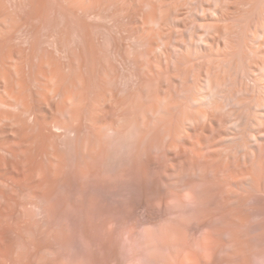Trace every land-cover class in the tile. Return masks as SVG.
Instances as JSON below:
<instances>
[{
	"label": "rangeland",
	"instance_id": "1",
	"mask_svg": "<svg viewBox=\"0 0 264 264\" xmlns=\"http://www.w3.org/2000/svg\"><path fill=\"white\" fill-rule=\"evenodd\" d=\"M1 1L15 24H25L5 32L0 55L26 54L30 110L4 108L24 118L25 131L0 124V264H264V142L245 158L224 113L205 110L203 118L197 110L208 108L193 91H206L202 79L224 64L229 42H216L217 29L207 34L201 23L209 16L219 27L239 26L234 47L246 50L264 0H226L224 19L213 0L192 16L181 0L186 14L171 17L162 33L143 32L132 7L111 2L82 12L62 0ZM249 11L252 23L243 19ZM41 70L60 75L50 84L66 93L77 82V98L45 91V80L33 79ZM62 106L76 110L70 116Z\"/></svg>",
	"mask_w": 264,
	"mask_h": 264
},
{
	"label": "bare ground",
	"instance_id": "2",
	"mask_svg": "<svg viewBox=\"0 0 264 264\" xmlns=\"http://www.w3.org/2000/svg\"><path fill=\"white\" fill-rule=\"evenodd\" d=\"M1 1V0H0ZM35 1V0H34ZM33 1V2H34ZM40 1V0H39ZM44 1V0H43ZM47 1V0H46ZM52 1V0H51ZM56 1V0H55ZM69 1V2H68ZM203 0H186L184 3H182V4H184V5H182L180 2H181V0H62V2H68V5L69 4H71L73 7H75V9L76 10H78V11H82V12H84V11H89V10H92V9H98V8H101V7H104V6H106V5H108L110 2L111 3H115V4H120V5H122L123 7H124V11H125V7H132L131 8V12L133 13L132 15H133V17H134V15H135V18H138V17H136V16H139V17H141L140 19H143V28H142V30H143V32H144V30H146V31H150L151 30V32L153 31V33L155 32V31H161V33H162V31L164 32V28H165V26L167 25V22H168V20L169 19H171V17H176V16H184L185 14H186V9H188V11L189 12H191V16H192V14L193 13H196L197 14V12H199V11H202V10H204L203 12H205V10H206V8L203 6V2H202ZM226 0H213V6L211 5V7H215V12L217 13V15H219V16H221L220 18H227L228 16H227V14L224 12V10L226 11V9H222V7L223 6H221L224 2H225ZM2 2V1H1ZM1 2H0V43H2L1 41H3L1 38H4V34H6L5 32H7L10 28H11V30L12 31H15L16 30V28H14V26L16 27V26H20L21 28H22V26H25V24L24 25H19L18 23H16L15 24V22H16V18L15 19H13V16L11 15V14H7L6 12H5V10H3L2 8H3V6H1ZM61 2V3H62ZM211 2H212V0H211ZM240 2H242V1H240ZM246 2H247V0H246ZM254 2H256V1H254ZM258 2V1H257ZM5 3H6V1H5ZM5 3H4V5H5ZM39 3V2H38ZM37 3V4H38ZM55 3V2H54ZM59 3V2H58ZM107 3V4H106ZM110 3V4H111ZM226 3V2H225ZM30 4V3H29ZM46 4H47V2H46ZM106 4V5H105ZM244 4H247V3H245L244 2ZM255 4V3H254ZM253 4V5H254ZM62 6H63V4H61ZM111 6V5H110ZM186 7V9H184V10H182V8L181 7ZM226 6V5H225ZM224 6V7H225ZM257 7L259 6V5H256ZM255 6V7H256ZM9 7V6H8ZM45 7V6H44ZM47 7V6H46ZM45 7V8H46ZM55 7V6H54ZM106 7H108V6H106ZM128 7V8H129ZM134 7V8H133ZM5 8V7H4ZM30 8V7H29ZM44 8V9H45ZM127 8V9H128ZM208 8V7H207ZM253 8V7H252ZM69 9V8H68ZM67 8L65 9V10H68ZM133 9V10H132ZM202 9V10H201ZM214 9V8H213ZM254 9V8H253ZM251 10V11H255V10ZM257 9V8H256ZM8 10H11V9H7V11ZM16 10V9H15ZM47 10V9H46ZM64 10V9H63ZM101 10V9H100ZM129 10V9H128ZM207 10H209V9H207ZM258 10H259V8H258ZM12 11H14V9L12 10ZM69 11V10H68ZM123 11V12H124ZM127 12V10H126V12L125 13H130L131 14V12ZM245 11V10H244ZM10 12V11H9ZM42 12V11H41ZM44 12V11H43ZM67 12V11H66ZM77 12V11H76ZM227 12V11H226ZM12 13V12H11ZM15 13H17L16 11H15ZM30 13H31V11H30ZM36 13V12H35ZM86 13V12H85ZM256 13V12H255ZM41 14V13H40ZM65 14V13H64ZM119 14V13H118ZM129 14V15H130ZM189 14V13H188ZM205 14V13H204ZM211 14V13H210ZM243 14V12L242 13H240V15H242ZM254 14V13H253ZM35 15V14H34ZM39 15V14H38ZM120 15V14H119ZM127 15V14H126ZM198 15V14H197ZM258 15H260L259 13L257 14V16ZM30 16V15H29ZM36 16V15H35ZM194 16V15H193ZM203 16V15H202ZM20 17V16H19ZM31 17V16H30ZM39 17V16H38ZM129 17V16H128ZM132 17V18H133ZM209 17V16H208ZM207 17V19H206V17H205V21H203V23H201V25H202V27H204L203 29H205L206 31H205V33L207 32V34L209 33V31H211V30H213V29H217V31H218V34H219V36H218V38H216V42H220L223 38H225V39H228V43L226 44V47L228 48V50H227V48H226V55H225V51H224V54H223V56H225V58H221V59H223V61H224V64L222 65V66H218V68L219 69H221V68H223V69H221V72L219 73V71L217 72V70H219V69H217L216 68V70H215V72H214V74H212L211 72H209V70H207V76H206V78H204V79H202V80H205V82H203V83H205V87L204 88H206V91L203 93V92H200L202 89H204V88H202V89H200V91H198L197 90V92H200L199 94H196V90L195 89H193V91H195V93H194V96L195 95H199L198 97L201 99V103H203V108H205V107H207L208 109H204V111H202L201 109V111L200 110H197V108H196V110L197 111H199L198 113L200 114V113H202V114H200V115H203V118H205V117H207V114H208V117H210L209 116V111H212V117H214L215 115H214V113H224V115L226 116V118H227V120L231 123V126H233L234 128H235V130H236V132H238V135H237V138H236V141L235 142H237L238 144V148L240 149V150H242L243 152H245L244 153V157L245 158H248L249 157V155L250 154H252V153H254V150H255V148H260V147H262V144H263V142H264V61H261V60H264V58L263 59H260V57H262V56H264V18H263V23H261V25H260V27L259 28H257L256 29V32L254 33L253 32V34H254V37H253V39L251 40V41H253L254 42V44L252 43V45L249 43H247L248 45H247V49L246 50H244V49H242V51L240 50V51H237L236 49H235V47H234V43H233V41L237 38V36H239V30H240V32H241V29H239V30H237L236 28L237 27H239V26H235V27H232V26H223V27H219V25H216L217 24V20L215 21L213 18H208ZM212 17V16H211ZM239 17V16H238ZM241 17H243V16H241ZM260 17V16H259ZM21 18V17H20ZM29 18V17H28ZM27 18V19H28ZM32 18V17H31ZM30 18V19H31ZM35 18V17H34ZM42 18V17H41ZM43 18H44V15H43ZM236 18V17H235ZM253 15H252V13L249 11V12H247L246 13V16L243 18V19H246L249 23H252V21H253ZM26 19V20H27ZM35 19H37V18H35ZM174 19V18H173ZM180 19H181V17H180ZM219 19V18H218ZM238 19H240V18H238ZM255 19V18H254ZM139 20V19H138ZM176 20H177V17H176ZM175 20V21H176ZM234 20V19H233ZM233 20H231V21H233ZM259 20V19H258ZM258 20H256V21H258ZM13 21H15V22H13ZM171 21V20H170ZM238 21V20H237ZM240 21H241V19H240ZM247 21H246V23H247ZM255 21V22H256ZM174 22V21H173ZM215 22H216V24H215ZM222 21H220V24H222L221 23ZM242 22H243V20H242ZM19 23H21V22H19ZM185 23V22H184ZM188 23V22H187ZM240 23V22H239ZM246 23H245V28H246ZM15 24V25H14ZM171 24H172V22H171ZM244 24V23H243ZM257 24H259L258 22H257ZM141 25V26H142ZM175 25V24H174ZM190 25V24H189ZM200 25V26H201ZM9 26V27H8ZM173 26V25H172ZM194 26V25H193ZM192 26V27H193ZM217 26V27H216ZM256 26V25H255ZM14 28V30H13V28ZM19 27V30L21 29ZM132 27V26H131ZM136 27V26H135ZM138 27V26H137ZM183 27L188 31L189 30V28L191 27H189L188 26V24L187 25H183ZM141 28V27H140ZM139 28V29H140ZM17 29H18V27H17ZM134 29V28H133ZM136 29V28H135ZM184 29V30H185ZM10 30V31H11ZM18 30V31H19ZM25 30V29H24ZM17 31V30H16ZM17 31V32H18ZM148 31V32H149ZM167 32V31H166ZM244 31H242V33H243ZM9 33V32H8ZM16 33V32H15ZM14 32H13V34H15ZM23 33V32H22ZM140 33V32H139ZM152 33V34H153ZM160 33V34H161ZM171 33V32H170ZM191 33V32H190ZM196 33V32H195ZM242 33H240V34H242ZM12 34V35H13ZM168 34V33H167ZM172 34V33H171ZM207 34H205V35H207ZM253 34H252V36H253ZM4 35V36H3ZM164 35H166V34H163V35H161V36H164ZM173 35V34H172ZM171 35V36H172ZM189 35H191V34H189ZM193 35V34H192ZM216 35V34H215ZM3 36V37H2ZM197 36V35H196ZM204 36V35H203ZM210 36H212V35H209V39H210ZM241 36V35H240ZM243 36V35H242ZM14 37V36H13ZM166 37V36H165ZM174 37V36H173ZM172 37V38H173ZM9 38H11V37H9ZM162 38H164V37H160V40L162 39ZM171 38V37H170ZM201 38H203V37H201ZM208 38V37H207ZM239 38V37H238ZM247 38H250V37H247ZM5 39H7V38H5ZM193 39H194V37H193ZM198 39H200V38H198ZM208 39V40H209ZM240 39V38H239ZM13 40V39H12ZM159 40V39H158ZM166 40V39H165ZM171 40V39H170ZM204 40H206L205 39V37H204ZM211 40V39H210ZM209 40V41H210ZM212 40H213V38H212ZM211 40V41H212ZM248 40V39H247ZM11 41V40H10ZM163 41V40H162ZM161 41V42H162ZM172 41V40H171ZM180 41H183V39L181 38V40H179V42ZM195 41V40H194ZM207 41V40H206ZM223 41V40H222ZM225 41V40H224ZM13 42V41H12ZM145 42V41H144ZM178 42V41H177ZM214 41H212V42H208V43H213ZM147 43V42H146ZM163 43V42H162ZM181 43V42H180ZM197 43V42H196ZM202 43V42H201ZM206 43V42H205ZM215 43V42H214ZM222 43V42H221ZM150 44V43H149ZM158 44V43H157ZM156 44V45H157ZM165 44V43H164ZM183 44V43H182ZM181 44V45H182ZM191 45H192V43H190ZM189 44V45H190ZM224 44V43H223ZM243 44H246V42L244 43L243 42ZM257 45V47H256V45ZM12 45V44H11ZM160 46H161V44H159ZM158 45V46H159ZM171 45H172V42H171ZM178 45V44H177ZM205 45V44H204ZM206 45H208V44H206ZM218 45V44H217ZM221 45V44H220ZM7 46V45H6ZM152 46V45H151ZM157 46V47H158ZM164 46V45H163ZM162 46V47H163ZM179 46H180V44H179ZM178 46V47H179ZM192 46H194V45H192ZM224 46H225V44H224ZM223 46V47H224ZM245 46V45H244ZM243 46V47H244ZM10 47V46H9ZM8 47V49H10ZM162 47H160V48H162ZM182 47V46H181ZM181 47H179L180 49H182ZM207 47V46H206ZM206 47H205V49H206ZM246 47V46H245ZM244 47V48H245ZM3 48V47H2ZM171 48V47H170ZM186 48V47H185ZM209 48V47H208ZM256 48V49H255ZM167 50L166 52H169L168 51V48L167 47H165L164 48V50ZM178 49V48H177ZM192 49V48H191ZM194 49V48H193ZM204 49V48H203ZM202 49V50H203ZM4 50H5V45H4ZM80 50V49H79ZM151 50V49H150ZM158 50V49H157ZM207 50V49H206ZM225 50V49H224ZM7 51V50H6ZM19 51V50H18ZM82 51H83V49H82ZM175 51V50H174ZM183 51V50H182ZM188 51V50H187ZM198 51V50H197ZM221 51H223V50H221ZM243 51H245V53L243 52ZM20 52V51H19ZM19 52H9L8 54H4V55H0V62L1 63H3V64H5L6 66L8 65L9 67H8V70L7 71H5V70H2L1 68H0V108H3V111H1L0 112V124L1 123H3V122H7V124L9 125V123H8V121L9 122H11L12 124H14V123H16V125H14V127L15 126H17V128L18 129H23L24 128V122H23V124H22V121H20L21 119H24L23 117L21 118L20 116L22 115L21 113L22 112H27V111H29L30 110V106H29V101L27 100V98L29 97L28 96V94H27V96H25L26 94V89H27V80H26V78H25V75L27 76V65L29 64V61H28V58L25 56V55H21ZM177 52V51H176ZM178 52H179V50H178ZM247 52V53H246ZM1 53V52H0ZM34 53V52H33ZM32 53V54H33ZM147 53V52H146ZM154 53V52H153ZM180 53V52H179ZM187 53V52H186ZM189 53V52H188ZM194 53V52H193ZM30 54V53H29ZM148 54V53H147ZM157 54V53H156ZM160 54V53H159ZM158 54V55H159ZM174 54V53H173ZM178 54V53H177ZM43 55V54H42ZM165 56H166V54H164ZM170 55V54H169ZM180 55V54H179ZM182 55H186V54H182ZM196 55V54H195ZM214 55V54H213ZM221 55V54H220ZM32 56V55H31ZM67 56V55H66ZM77 56V55H76ZM145 56V55H144ZM153 56V55H152ZM181 56V55H180ZM187 56V55H186ZM185 56V57H186ZM199 56V55H198ZM202 56H203V54H202ZM223 56H221V57H223ZM249 56H251V57H253V59L255 58V60L256 59H258L257 61L258 62H256L257 63V65L256 64H252L253 65V67L254 66H256L255 68H253L252 66H251V64H248L247 63V57H249ZM82 57V56H81ZM155 57V56H154ZM197 57V56H196ZM207 57V56H206ZM217 57V56H216ZM215 56H214V58H216ZM75 58V57H74ZM150 58V57H149ZM152 58V57H151ZM156 58V57H155ZM165 58V57H164ZM176 58H178L177 56H176ZM179 58H181V57H179ZM213 58V57H212ZM219 58H220V56H219ZM250 58V57H249ZM43 59V58H42ZM41 59V60H42ZM50 60H51V57L49 58ZM184 59H186V58H184ZM220 59V60H221ZM34 60V59H33ZM38 60V59H37ZM45 61H47L46 59H44ZM49 60V61H50ZM76 60V59H75ZM74 60V61H75ZM150 60V59H149ZM148 60V61H149ZM159 60H161V59H159ZM170 60V59H169ZM171 60H173V59H171ZM217 60H219V59H217ZM45 61H41V64L40 65H42L43 64V66H44V63H45ZM53 61V60H52ZM213 61V60H212ZM215 61V60H214ZM213 61V62H214ZM222 61V60H221ZM43 62V63H42ZM175 62V61H174ZM46 63H48V62H46ZM45 63V64H46ZM50 63H52V62H50ZM57 63V62H56ZM73 63V62H72ZM172 63V62H171ZM170 63V64H171ZM183 63V62H182ZM210 63V62H209ZM215 63V62H214ZM219 63V61L217 62V64ZM221 63V62H220ZM223 63V62H222ZM221 63V64H222ZM31 64H33V63H31ZM175 64H176V62H175ZM208 64V63H207ZM211 64V63H210ZM213 64V63H212ZM52 65H53V63H52ZM55 65H57V64H55ZM209 65V64H208ZM214 65V64H213ZM3 66V65H2ZM29 66V65H28ZM38 66V65H37ZM49 66H51V65H49ZM206 66V65H205ZM215 66V65H214ZM208 67V66H207ZM212 67V66H211ZM216 67V66H215ZM12 68H14L13 70H11ZM30 68H32V67H30ZM209 69H210V66L208 67ZM228 68H230V69H233L232 70V72L233 71H235L236 73H237V77H238V79L236 78V76L234 77L232 74H230V73H228L230 70H227ZM39 69V68H38ZM40 69H42V68H40ZM205 69V68H204ZM214 69V68H213ZM66 70V69H65ZM212 70V69H211ZM210 70V71H211ZM36 71H37V69H36ZM62 71V70H61ZM60 71V72H61ZM213 71V70H212ZM30 72V71H29ZM35 72V71H34ZM53 71H51V73H49V72H45L44 70H41L40 72H38L37 74H36V76L35 77H33V79H35V81L34 82H37V83H41V81H43V80H45L44 81V84H45V87H43V88H45L44 90L45 91H48V92H55L57 95L60 93H62V91H64L63 93L65 94L66 92H65V90L64 89H66V88H64V89H62L61 90V88H58V87H55V86H53V85H51L50 84V82L51 81H53L54 79L56 80V78H59V77H61L60 75H59V77H57L56 75H55V73L53 72ZM206 72V71H205ZM217 72V73H216ZM27 73V74H26ZM82 73V72H81ZM219 73V74H218ZM60 74H62V72L60 73ZM65 74V73H64ZM217 74V75H216ZM31 75H35V74H32V72H31ZM63 75V74H62ZM75 75V74H74ZM82 75H83V73H82ZM242 77V79H243V82H241L242 80L239 78V77ZM30 77V76H29ZM40 77H42L43 78V80H41L40 79ZM65 77V76H64ZM82 77V76H81ZM204 77V76H203ZM234 77V78H233ZM31 78V77H30ZM62 78H63V76H62ZM28 79V78H27ZM32 78L31 79H29V80H33ZM80 79V78H79ZM84 79V78H83ZM239 79H240V81H239ZM54 80V81H55ZM69 80V79H68ZM64 81V80H63ZM86 80H84V82H85ZM56 82V81H55ZM59 82V81H58ZM72 82H74V81H72ZM82 82V81H81ZM202 82V81H201ZM77 83V82H76ZM76 83H74V85L72 84V87L73 88H75V86L77 85ZM79 83H80V81H79ZM52 84H54V83H52ZM62 84V83H61ZM70 83H68V85H69ZM241 84H242V86H241ZM38 86V85H37ZM58 86H59V84H58ZM42 87V86H41ZM66 87V86H65ZM77 87H79V86H77ZM76 87V88H77ZM201 87V86H200ZM203 87V86H202ZM42 88V89H43ZM69 88V87H68ZM73 88H71L72 89V91L71 92H69L68 90H66V91H68L67 93H66V100H67V98L69 99V100H72L73 101V99L75 100V98H77V94L78 93H75V90H73ZM34 89V88H33ZM41 89V88H40ZM81 89V88H80ZM29 90V89H28ZM37 90V89H36ZM35 90V91H36ZM77 90V89H76ZM41 91V90H40ZM74 91V93H72ZM187 91V90H186ZM186 91H184V92H186ZM192 91V92H193ZM203 91V90H202ZM42 92H44V91H42ZM39 93H41V92H39ZM63 93H62V95L61 96H63ZM187 93V92H186ZM35 94V93H34ZM44 94V93H43ZM48 94V93H47ZM54 95V94H53ZM50 96H52L51 94H50ZM33 97V96H32ZM45 97V96H44ZM86 97V96H85ZM166 97V96H165ZM196 97V96H195ZM195 97H194V101H195ZM198 97H196V98H198ZM145 98V97H144ZM148 98V97H147ZM162 98V97H161ZM167 98V97H166ZM40 99V98H39ZM43 99H46V98H43ZM150 99V98H149ZM157 99V98H156ZM158 99H160V98H158ZM164 99V98H163ZM163 99L161 100V101H163ZM190 99V98H189ZM200 99H198L199 101L198 102H200ZM78 100V99H77ZM76 100V101H77ZM85 100V99H84ZM86 100H87V98H86ZM86 100H85V102H86ZM151 100H152V98H151ZM39 101H41V100H39ZM43 101V100H42ZM48 101V100H47ZM46 101V102H47ZM65 101V100H64ZM68 101V100H67ZM149 101V100H148ZM190 101H192V99L190 100ZM190 101H188V104H189V102ZM58 102H59V100H58ZM57 102V103H58ZM159 101H157L156 103H158ZM197 102V103H198ZM66 103V102H65ZM69 103V102H68ZM74 103H76L75 101H74ZM167 104V107L168 106H171V103L170 104H168V102H166ZM201 103H199V105L201 104ZM56 104V103H55ZM59 104V103H58ZM57 104V105H58ZM63 104V103H62ZM67 104V103H66ZM72 105H73V102L71 103ZM161 104L162 103H160L159 105L161 106ZM191 104V103H190ZM189 104V105H190ZM39 105V104H38ZM56 105V106H57ZM61 105V104H60ZM68 105V104H67ZM145 105V104H144ZM157 105V104H156ZM155 105V106H156ZM159 105L158 106H156L157 107V109H160V107H159ZM165 105V106H166ZM198 105V104H197ZM202 105V104H201ZM69 106H70V104H69ZM74 106V105H73ZM77 106V105H76ZM174 106V105H173ZM12 107H17V108H20L21 109V115L19 116L21 119H19L18 118V116L17 117H15V115H13L11 112H13V111H11V112H9V111H6V110H4V108H12ZM72 107V106H71ZM159 107V108H158ZM167 107H165L164 109H165V111H167ZM202 107V106H201ZM200 106H199V108H201ZM32 106H31V110H32ZM81 108V107H80ZM151 108V107H150ZM153 108L154 107H152V110H153ZM163 107L161 106V109H162ZM175 108V107H174ZM198 108V109H199ZM36 109V108H35ZM69 108H66V106L65 107H60L59 109H58V112L60 111V112H63L64 114L66 113H68L70 116H72L73 115V113L74 112H72L74 109L73 108H71V109H73V110H71V109H69ZM84 109V108H83ZM154 109H156V108H154ZM164 109H162L163 110V112H164ZM171 108H168V110H170ZM9 110V109H8ZM19 110V109H18ZM75 110H76V108H75ZM74 110V111H75ZM144 110H146V108L144 109ZM143 110V111H144ZM149 110V109H148ZM147 110V111H148ZM205 110L207 111V110H209L208 111V113L206 114V116L203 114L204 112H205ZM57 111V110H56ZM142 111V112H143ZM158 111H160V110H158ZM158 111H155V112H158ZM150 112V111H149ZM149 112H148V114H149ZM152 112H154V110L152 111ZM152 112H150V113H152ZM46 113V112H45ZM145 113H146V111H145ZM169 113V112H168ZM197 113V112H196ZM24 114V113H23ZM39 114V113H38ZM52 114H54V113H52ZM161 114H162V112H161ZM166 114V113H165ZM210 114H211V112H210ZM250 114H253V116L251 117L250 116ZM152 115H153V113H152ZM54 116V115H53ZM62 116V115H61ZM60 116V117H61ZM76 116V115H75ZM75 116H74V118H75ZM145 117H146V115H144ZM197 116H199V115H197ZM60 117H58V119L60 118ZM77 117V116H76ZM145 117L143 118V119H145ZM207 117V118H208ZM28 118V117H27ZM38 118H40V116L38 117ZM26 119V118H25ZM50 119V118H49ZM57 119V118H56ZM194 119V118H193ZM198 119V118H197ZM200 119V118H199ZM76 120H77V118H76ZM76 120H74V121H76ZM78 120H80V119H78ZM202 120V119H201ZM200 120V121H201ZM54 121V120H53ZM52 121V122H53ZM62 122H63V120H61ZM60 121V122H61ZM67 121H69V120H66V122ZM73 121V122H74ZM59 122V121H58ZM143 122H144V120H143ZM196 122V121H195ZM199 122V121H198ZM49 123H51L50 121H49ZM140 123H141V120H140ZM11 124V126H13ZM25 124H27V123H25ZM58 124V123H57ZM137 124H138V122H137ZM1 126V125H0ZM32 126V125H31ZM30 126V127H31ZM65 126V125H64ZM29 127V128H30ZM74 127V126H73ZM145 127V126H144ZM144 127H142V128H144ZM28 128V129H29ZM141 128V129H142ZM146 128V127H145ZM232 128V127H231ZM233 128V129H234ZM21 129V130H22ZM32 129V128H31ZM66 129H67V127H66ZM68 129H69V127H68ZM134 129V128H133ZM147 129V128H146ZM24 130V129H23ZM135 130V129H134ZM3 131V130H2ZM15 131V130H14ZM25 131V130H24ZM28 131V130H27ZM73 131H74V129H73ZM76 131V130H75ZM74 131V132H75ZM128 132H130V131H132V130H127ZM142 131V130H141ZM8 132V131H7ZM13 132V131H12ZM23 132V131H22ZM72 132V131H71ZM134 132V131H133ZM16 133V132H15ZM14 133V134H15ZM65 133H67V132H65ZM69 133V132H68ZM127 133V132H126ZM143 133H145V132H143ZM5 134V133H4ZM129 134V133H128ZM133 134V133H132ZM131 134V135H132ZM20 135V134H19ZM25 135V134H24ZM124 135V134H123ZM135 135V134H134ZM143 135V134H142ZM13 136H15V135H13ZM27 136H28V134H27ZM26 136V137H27ZM126 136V135H125ZM129 136V135H128ZM127 137V136H126ZM24 138V137H23ZM27 138H29V137H27ZM26 138V139H27ZM119 138V137H118ZM123 139H124V137H123ZM122 139V140H123ZM126 140V139H125ZM127 140H128V138H127ZM120 141H121V139H120ZM124 141V140H123ZM129 141H130V137H129ZM132 141V140H131ZM13 142V141H12ZM17 142V141H16ZM27 142V141H26ZM25 142V143H26ZM30 142V141H29ZM33 141H31V143H32ZM35 142V141H34ZM4 143V142H3ZM21 143V142H20ZM23 143V142H22ZM131 143V142H130ZM129 143V144H130ZM122 144V143H121ZM132 144V143H131ZM130 144V145H131ZM22 145V144H21ZM120 145V144H119ZM23 146V145H22ZM51 147V146H50ZM138 147V146H137ZM122 148V147H121ZM48 149V148H47ZM128 149H130V148H128ZM28 150V149H27ZM54 150V149H53ZM27 152V151H26ZM29 152V151H28ZM256 152V151H255ZM25 153V152H24ZM53 154V153H52ZM54 156V155H53ZM57 156V155H56ZM251 156V155H250ZM57 158H59V157H57Z\"/></svg>",
	"mask_w": 264,
	"mask_h": 264
}]
</instances>
